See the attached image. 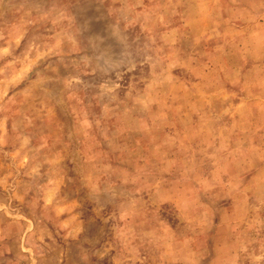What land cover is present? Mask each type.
<instances>
[{"label":"rangeland","instance_id":"rangeland-1","mask_svg":"<svg viewBox=\"0 0 264 264\" xmlns=\"http://www.w3.org/2000/svg\"><path fill=\"white\" fill-rule=\"evenodd\" d=\"M0 264H264V0H0Z\"/></svg>","mask_w":264,"mask_h":264}]
</instances>
